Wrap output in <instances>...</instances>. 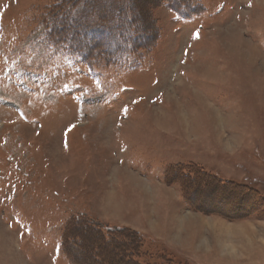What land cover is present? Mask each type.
Returning a JSON list of instances; mask_svg holds the SVG:
<instances>
[{"label":"rangeland","instance_id":"1","mask_svg":"<svg viewBox=\"0 0 264 264\" xmlns=\"http://www.w3.org/2000/svg\"><path fill=\"white\" fill-rule=\"evenodd\" d=\"M180 1L0 0V264H264V0Z\"/></svg>","mask_w":264,"mask_h":264},{"label":"trees","instance_id":"2","mask_svg":"<svg viewBox=\"0 0 264 264\" xmlns=\"http://www.w3.org/2000/svg\"><path fill=\"white\" fill-rule=\"evenodd\" d=\"M163 1H164L163 5H165L169 9H173V3L171 2V0H163ZM180 3L183 4L184 1L181 0ZM81 10L85 12V15L83 18H77L75 21H73V23L76 24L75 27L77 28L76 29L74 28V30L72 29V31L70 32L62 31V28L59 29V26H60L59 24L63 19L62 11L54 15L51 22L49 23L48 31L46 33L47 35L46 39L48 43L54 46L55 48H63L66 45L68 48L66 49L67 51H70L73 53L75 51L76 53L80 54L81 58H84V61L91 63L95 55L92 56V54L90 53V50L85 46V43L83 42V40L79 41L81 39V37L79 36L80 34L79 30L90 28L92 24L91 23L92 20L90 16L94 17L95 15L90 14V12H88L86 8L77 7L78 13ZM175 10H179V9L175 8ZM96 17H97L96 20H98L101 25L105 26V27L103 26L96 27L98 32L106 31V36L112 33L113 36L111 37L121 42L120 44H118V47L121 46L122 43H125L124 40L128 38V32H131L129 29H127L128 27L127 25H126V29L122 27H118L117 25L118 23H115L114 21H111V20H107L106 16H104L103 14L101 16H96ZM50 29L53 31H51ZM133 49L135 50V48ZM137 49L138 48H136V50ZM98 50H96L97 51L96 56H98L99 54L102 55V57L104 58L103 63L107 65H111V63H114L115 58H112L113 55H104L103 53L107 54L108 51H104L103 49L99 51Z\"/></svg>","mask_w":264,"mask_h":264},{"label":"snow or ice","instance_id":"3","mask_svg":"<svg viewBox=\"0 0 264 264\" xmlns=\"http://www.w3.org/2000/svg\"><path fill=\"white\" fill-rule=\"evenodd\" d=\"M199 32H194L193 34H192V36H191V38L193 39V40H196V39H199ZM133 102H135V101H133ZM233 253L235 252V249H232L231 250Z\"/></svg>","mask_w":264,"mask_h":264},{"label":"bare ground","instance_id":"4","mask_svg":"<svg viewBox=\"0 0 264 264\" xmlns=\"http://www.w3.org/2000/svg\"><path fill=\"white\" fill-rule=\"evenodd\" d=\"M219 243H222V239H221V241L219 242ZM225 247V246H224ZM229 247V249L232 247V245L231 244H229L226 248H228ZM223 248V246H221V250H223L222 249ZM229 249H227L226 251H229ZM232 249V248H231Z\"/></svg>","mask_w":264,"mask_h":264},{"label":"crops","instance_id":"5","mask_svg":"<svg viewBox=\"0 0 264 264\" xmlns=\"http://www.w3.org/2000/svg\"><path fill=\"white\" fill-rule=\"evenodd\" d=\"M173 228H174V226H173Z\"/></svg>","mask_w":264,"mask_h":264}]
</instances>
